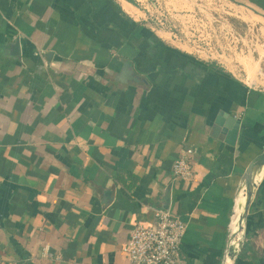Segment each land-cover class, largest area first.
Returning a JSON list of instances; mask_svg holds the SVG:
<instances>
[{"label": "crops", "instance_id": "0c3cea01", "mask_svg": "<svg viewBox=\"0 0 264 264\" xmlns=\"http://www.w3.org/2000/svg\"><path fill=\"white\" fill-rule=\"evenodd\" d=\"M135 14L126 0H0V264H130L131 230L159 209L187 224L178 264H222L264 150V93ZM221 114L239 124L234 145ZM235 264H264V180Z\"/></svg>", "mask_w": 264, "mask_h": 264}, {"label": "rangeland", "instance_id": "374dc122", "mask_svg": "<svg viewBox=\"0 0 264 264\" xmlns=\"http://www.w3.org/2000/svg\"><path fill=\"white\" fill-rule=\"evenodd\" d=\"M126 1L134 6L135 18L185 53L232 71L264 93V11L233 0Z\"/></svg>", "mask_w": 264, "mask_h": 264}, {"label": "built area", "instance_id": "2783aa9c", "mask_svg": "<svg viewBox=\"0 0 264 264\" xmlns=\"http://www.w3.org/2000/svg\"><path fill=\"white\" fill-rule=\"evenodd\" d=\"M193 150L182 149L174 162L172 176L175 181L187 183L194 178ZM151 227L137 224L130 232L125 247L130 264H178L181 260L183 239L187 224L171 211L159 209Z\"/></svg>", "mask_w": 264, "mask_h": 264}, {"label": "water", "instance_id": "95a60500", "mask_svg": "<svg viewBox=\"0 0 264 264\" xmlns=\"http://www.w3.org/2000/svg\"><path fill=\"white\" fill-rule=\"evenodd\" d=\"M15 48H18V44ZM125 68L129 69V64L125 63ZM129 73V71H126V74ZM220 116L221 117L216 121V132L220 130V126H224L223 124L226 123L224 114H221ZM223 132L228 135L227 143L234 145L239 133V124L234 117H230V119H228L226 128ZM263 180L264 150L249 163L239 182L235 196L233 219L229 230L228 241L226 243L222 264H235L241 249L246 243L248 216Z\"/></svg>", "mask_w": 264, "mask_h": 264}, {"label": "bare ground", "instance_id": "6f19581e", "mask_svg": "<svg viewBox=\"0 0 264 264\" xmlns=\"http://www.w3.org/2000/svg\"><path fill=\"white\" fill-rule=\"evenodd\" d=\"M243 15V14H242ZM240 16V15H239ZM244 16H245V14H244ZM251 18V17H250ZM243 19V18H242ZM250 20V19H249ZM252 22H254V20L252 21Z\"/></svg>", "mask_w": 264, "mask_h": 264}]
</instances>
